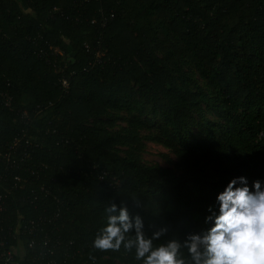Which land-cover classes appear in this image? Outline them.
<instances>
[{
	"label": "trees",
	"instance_id": "trees-1",
	"mask_svg": "<svg viewBox=\"0 0 264 264\" xmlns=\"http://www.w3.org/2000/svg\"><path fill=\"white\" fill-rule=\"evenodd\" d=\"M238 176L264 184V0H0V243L20 264H141L93 246L122 207L190 260Z\"/></svg>",
	"mask_w": 264,
	"mask_h": 264
},
{
	"label": "clouds",
	"instance_id": "clouds-1",
	"mask_svg": "<svg viewBox=\"0 0 264 264\" xmlns=\"http://www.w3.org/2000/svg\"><path fill=\"white\" fill-rule=\"evenodd\" d=\"M219 214L214 226L205 234L189 235L183 247L190 260L183 258L182 245L175 240L155 245L165 229L146 237L139 216L133 220L127 208L118 215H109L105 226L93 241L100 250L126 252L135 249L141 264H264V184L256 179L249 184L246 176L232 178L216 196ZM117 211L115 204L108 210ZM212 211V208H209ZM213 220L212 216L207 218ZM135 232L131 237L129 233Z\"/></svg>",
	"mask_w": 264,
	"mask_h": 264
},
{
	"label": "built area",
	"instance_id": "built-area-1",
	"mask_svg": "<svg viewBox=\"0 0 264 264\" xmlns=\"http://www.w3.org/2000/svg\"><path fill=\"white\" fill-rule=\"evenodd\" d=\"M55 52H57V50H55ZM64 85L67 86V82H64ZM7 104L9 105V101L7 102ZM106 177H107V172H104L101 175L100 180L103 181V180H105ZM3 209H4V196H3V194L0 193V213L3 211ZM56 216L57 215H53L50 217H48V216L44 217L41 221L42 222L41 224L51 223L53 218ZM39 225L40 224H36L35 222H32L31 226L28 229H27V227H25L23 229V232L32 233L35 228L39 227ZM42 231H43V228H42ZM47 237H48V234L45 233V238L47 239ZM53 249H55V246L53 247ZM67 255H68L69 259H73V257L76 256V254H72V253H67ZM0 264H20L19 261L17 260V252L13 249H6L3 245V243H0ZM51 264H57V263L55 261H53ZM62 264H90V263H88L86 261L78 263L75 261L66 260Z\"/></svg>",
	"mask_w": 264,
	"mask_h": 264
},
{
	"label": "rangeland",
	"instance_id": "rangeland-1",
	"mask_svg": "<svg viewBox=\"0 0 264 264\" xmlns=\"http://www.w3.org/2000/svg\"><path fill=\"white\" fill-rule=\"evenodd\" d=\"M126 127V122L121 123ZM140 159L148 165H159L162 167H171L176 160L175 155L163 145L151 141L145 142V148L140 154ZM17 254L19 251H16Z\"/></svg>",
	"mask_w": 264,
	"mask_h": 264
}]
</instances>
